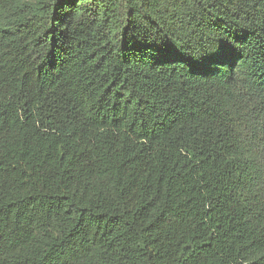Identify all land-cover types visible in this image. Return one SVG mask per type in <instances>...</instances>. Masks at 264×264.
<instances>
[{
	"label": "trees",
	"instance_id": "16d2710c",
	"mask_svg": "<svg viewBox=\"0 0 264 264\" xmlns=\"http://www.w3.org/2000/svg\"><path fill=\"white\" fill-rule=\"evenodd\" d=\"M0 264H264V0H0Z\"/></svg>",
	"mask_w": 264,
	"mask_h": 264
}]
</instances>
